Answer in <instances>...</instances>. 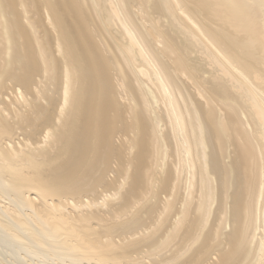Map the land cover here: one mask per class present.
Instances as JSON below:
<instances>
[{
	"label": "bare ground",
	"instance_id": "bare-ground-1",
	"mask_svg": "<svg viewBox=\"0 0 264 264\" xmlns=\"http://www.w3.org/2000/svg\"><path fill=\"white\" fill-rule=\"evenodd\" d=\"M0 264H264V0H0Z\"/></svg>",
	"mask_w": 264,
	"mask_h": 264
}]
</instances>
